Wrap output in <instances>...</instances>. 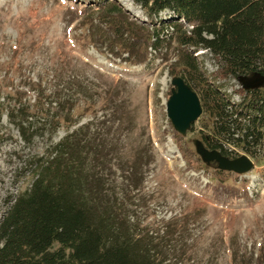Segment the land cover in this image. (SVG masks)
<instances>
[{"label": "rangeland", "instance_id": "374dc122", "mask_svg": "<svg viewBox=\"0 0 264 264\" xmlns=\"http://www.w3.org/2000/svg\"><path fill=\"white\" fill-rule=\"evenodd\" d=\"M117 1L137 35L130 53L119 35L100 24L105 12H97L91 0H0V101L15 96L33 102L40 88L50 99L53 91L65 97L51 110L71 107L70 118L79 121L68 130L86 123L82 133L95 134L92 141L105 154L97 170L113 199L130 222L155 236L159 255L170 264L261 262L264 134L256 157L236 147V155L253 160L248 171L205 161L196 146L202 113L181 134L165 109L171 77L182 71L177 41L166 37L159 48L145 50V13L133 0ZM170 15L164 9L159 18ZM194 54L207 74L217 68L206 49ZM220 82L239 100L236 78ZM54 124L37 117L29 127L35 133L24 140L6 111L0 112V219L17 192L31 184L34 156L68 131L64 122Z\"/></svg>", "mask_w": 264, "mask_h": 264}, {"label": "trees", "instance_id": "16d2710c", "mask_svg": "<svg viewBox=\"0 0 264 264\" xmlns=\"http://www.w3.org/2000/svg\"><path fill=\"white\" fill-rule=\"evenodd\" d=\"M91 1L97 12H105L100 24L119 35L121 40H114L130 53L137 35L122 5ZM133 1L150 23L142 24L145 50L159 48L166 37L180 47L179 74L202 106L200 142L229 157L237 156L236 147L256 157L264 134V0ZM164 9L171 11L168 19L159 18ZM198 48L215 58L217 68L210 74L194 54ZM230 77L239 82L234 88L239 100L221 89L223 82L216 83ZM36 91L33 102L15 96L0 101V112L6 111L24 140L35 133L29 127L37 117L50 118L55 127L64 122L67 130L79 121L70 118L71 107L58 110L65 97L53 91L50 99L44 88ZM84 126L68 130L32 159L31 184L17 192L0 219V264H170L159 255L155 236L130 222L113 199L97 170L105 154L93 143L95 134L82 133ZM255 264H264V258Z\"/></svg>", "mask_w": 264, "mask_h": 264}, {"label": "water", "instance_id": "95a60500", "mask_svg": "<svg viewBox=\"0 0 264 264\" xmlns=\"http://www.w3.org/2000/svg\"><path fill=\"white\" fill-rule=\"evenodd\" d=\"M171 92L166 99L165 109L174 128L185 134L191 123L202 113L200 98L180 74H175L170 80ZM199 154L205 161L215 160L220 169L245 172L250 170L254 163L248 154L229 157L217 149H207L202 142L196 143Z\"/></svg>", "mask_w": 264, "mask_h": 264}]
</instances>
